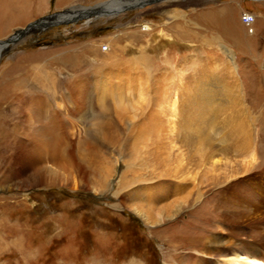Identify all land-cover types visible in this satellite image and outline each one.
<instances>
[{
	"label": "rangeland",
	"instance_id": "obj_1",
	"mask_svg": "<svg viewBox=\"0 0 264 264\" xmlns=\"http://www.w3.org/2000/svg\"><path fill=\"white\" fill-rule=\"evenodd\" d=\"M4 1L15 7L0 21V40L35 18L103 0ZM142 1L141 7L125 9L137 0H115L111 13L92 17L88 24L50 25L1 51L0 264H199L197 251L227 235L216 218L229 211L231 195L251 188L247 197H261L250 202L263 205L264 0ZM245 13L254 20L243 23ZM128 64L136 65L133 72H127ZM103 65L125 71L122 82L131 105L141 108L140 120L147 122L149 114L160 117L150 123H158L159 141L171 159L159 175L182 167L170 156L181 152L170 143L176 133L173 98L180 83H194L201 70L228 72L234 82L228 86L237 84L233 109L245 114L252 129L250 149L231 157L232 169L207 164V176L213 178L201 196L196 198L190 188L188 198L194 199L189 206L174 218L158 215L157 225H144L129 197L124 198L125 189L165 178L152 175L156 168L142 157L145 144L134 157L125 149L128 127L110 98L101 106L78 104L74 98L79 97L75 86ZM206 84L202 97L220 101L207 96L214 89ZM71 96L76 107L67 99ZM35 107L40 112L33 120ZM208 133L211 142L220 143L221 135ZM55 150L58 155L49 160L48 151ZM223 178L232 180L219 185ZM101 180H106L103 187ZM173 199L161 200L159 206Z\"/></svg>",
	"mask_w": 264,
	"mask_h": 264
},
{
	"label": "bare ground",
	"instance_id": "obj_2",
	"mask_svg": "<svg viewBox=\"0 0 264 264\" xmlns=\"http://www.w3.org/2000/svg\"><path fill=\"white\" fill-rule=\"evenodd\" d=\"M114 1L115 0H103L97 5L94 4L95 6L93 7L87 8L79 6L51 14V22L53 25H65L86 20L85 24H88V20L92 17L98 18L111 13L115 8L113 7ZM138 1L140 0H137V2ZM13 7H15L13 3L2 2V0H0V21L9 17V14L13 12ZM246 15L251 16V14L245 13L244 16ZM46 17L48 18V16ZM45 19V17H42L40 18L41 23L38 21L34 26H31V30L25 38L13 42L12 44L5 43L6 45L3 48H0V53L1 51H4L6 46H11L26 39L36 30H42L44 26L41 27V25L44 24ZM250 20H254L252 16ZM48 26H50L49 23L46 27ZM144 27L145 29H149V26L146 24ZM29 40L32 42L35 41L34 38ZM2 46L3 45H0V47ZM139 61L140 60L135 59L134 62L139 65ZM131 65L132 64H130L129 67H131ZM135 68L136 65L133 68L131 67L130 69H127V72H133ZM91 71L92 72H89L90 75L87 76V79L83 80L81 85H78L77 87L75 86L73 89V92H77L76 94L79 97L72 96L76 98L78 104L85 105L87 102H96L100 106L103 105L106 98H110L114 108L118 111V115L121 116L122 124L128 127L127 137L125 136V138H127L125 140V149L130 151L134 157L137 156L139 150L141 151L145 149L142 147V144H145L147 150H143L142 157H144L146 162L151 164L150 166L156 168L155 173L152 169L154 173L152 175L156 178L166 179H158L157 181H154V183L143 184L137 187L130 186L131 188L128 187V190L125 189L124 198L126 199L129 197V203L133 209V213L139 217L146 226L152 227V225H157L162 219L156 217L158 215L167 219L174 218L178 212L189 206L194 199L189 200L188 198L190 188L194 190L196 198L202 195V191L208 186L206 181L208 182V178H213L207 176V164L212 168L228 167L232 169L230 166L231 157H233V155L243 156V154L247 153V149H250L249 145L252 143V129L246 124L245 114L233 109L236 105L238 96L237 84H234L233 87L228 86L229 81L233 82L230 73L228 72L224 71L223 74L214 73L211 75L208 71L201 70V72L194 76V83H191V81L188 83L181 82L176 89V97L173 98L175 99L173 104L176 106V111L174 113L176 115H174L176 123L174 128L176 129V133L174 132L173 137H170L172 140H170V143H176L179 148L175 147L177 148L175 151L180 150L181 152L177 153L173 151V155L170 156H173L176 159L175 161H179L178 163L180 165L177 167H182L178 171L170 169L163 173V175L161 173L159 175V170H164V162L171 159V157L165 155L166 152L164 151L163 144L159 141V131L156 129V127L159 129L158 123H150L151 118L156 117L155 119H160V117L154 114H149L147 115L148 117L146 116L147 118L144 117L147 122L139 119L141 108L131 105L128 97L129 93L127 94L126 86L124 82H122L126 77L125 71L123 70L122 72L120 67L103 65L102 67H96ZM133 76L134 75H132V77ZM138 80L140 81V79ZM206 83H209L208 85H211L214 89V92L208 91L206 93L207 96L209 97L212 95L218 97L220 98V101L204 99L202 97L205 95L204 92L206 88L204 87V89H202L201 87L207 85ZM144 86H142L143 89ZM86 87L87 92L85 90ZM207 88H209V86ZM132 90L134 94L138 93L136 92L135 87H133ZM150 91L151 90L149 89L148 92ZM86 93L88 94V98L86 97L85 99L82 95H85ZM72 96L67 99L74 105V107H76L78 104L74 102ZM156 102L153 103L155 104ZM228 110L230 111L228 112ZM39 112L40 108L38 109V107L31 109L33 120L39 115ZM37 124L38 122L36 125ZM210 131H216L217 135H221V137H219L220 143H217L218 145L211 142L208 133ZM261 131L264 133V123L261 125ZM52 141L51 144L53 143ZM40 143H43L44 146V141H40ZM46 146L49 147L50 145L47 144ZM33 153L36 154V159H39V157L41 158L42 156L41 152L40 156L38 155V152L33 151ZM56 155H58L57 150L50 153L48 151L47 158L49 157L50 160V158H54ZM184 155H186V157H184ZM167 163L169 164V162ZM231 175H234V172H231ZM214 177L217 180L219 179V175H215ZM230 180H232V178H223L219 185H224ZM213 181L212 183H214ZM105 183L106 180H101L98 185L103 187ZM261 186H264V182ZM234 187H236V185H234ZM250 190L251 188H248L246 191H243L242 194H233L234 197L231 195L230 200L228 199L230 207L229 211L224 210L225 212L216 218V221L223 222L225 225L227 235L225 238L220 236L216 237L214 240H207L208 242L213 243V245L212 247H205L201 252H199V250L197 251L201 254V256L197 258L199 264H264V201L261 207L257 204H253L252 201L250 202L251 199L261 197H247L246 192H251ZM184 192L187 195L182 196ZM171 197H174L173 202L164 207L159 206L161 200H166ZM188 241L192 244L195 242L194 237H188Z\"/></svg>",
	"mask_w": 264,
	"mask_h": 264
},
{
	"label": "water",
	"instance_id": "obj_3",
	"mask_svg": "<svg viewBox=\"0 0 264 264\" xmlns=\"http://www.w3.org/2000/svg\"><path fill=\"white\" fill-rule=\"evenodd\" d=\"M141 5H144V2L142 0L136 2L133 5H130V6L125 7V9L126 8H130V7H135V6H141ZM121 10H124V8L121 9ZM119 11L120 10L115 11V13H117ZM47 16H48V18L45 16V18H46L44 20L45 22H44L43 25H41V27L44 26L43 28H46V26H47L48 23H49V25H53V23L51 22L52 15L49 14ZM38 21L41 23L40 18L34 19V20L28 22L27 24H25L22 28H19V29L15 30L12 34H10L9 36H7V38L0 40V45H3L0 48H3L8 43L9 44L10 43L12 44L13 42H16V41H18V40H20L22 38H25L28 35V33L30 32V30H31L30 27L31 26H34ZM46 21H48V22H46ZM8 46H10V45H8ZM8 46H6V48L4 50H6Z\"/></svg>",
	"mask_w": 264,
	"mask_h": 264
},
{
	"label": "built area",
	"instance_id": "obj_4",
	"mask_svg": "<svg viewBox=\"0 0 264 264\" xmlns=\"http://www.w3.org/2000/svg\"><path fill=\"white\" fill-rule=\"evenodd\" d=\"M241 19H242L243 23H248L249 21H251L250 16H249V18H247V15L246 16L243 15V17Z\"/></svg>",
	"mask_w": 264,
	"mask_h": 264
}]
</instances>
